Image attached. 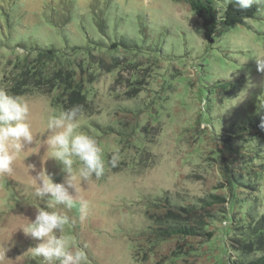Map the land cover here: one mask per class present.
<instances>
[{
	"label": "rangeland",
	"instance_id": "obj_1",
	"mask_svg": "<svg viewBox=\"0 0 264 264\" xmlns=\"http://www.w3.org/2000/svg\"><path fill=\"white\" fill-rule=\"evenodd\" d=\"M7 1L0 0L1 5L8 6ZM43 1L46 0L22 1L23 10L28 11L25 23L42 25L37 32L41 41L61 44L62 37L56 28L48 25L45 17L37 16V12L43 15L38 10ZM88 1L91 0H77L70 10H75L76 15L85 14ZM215 1L223 7L224 0ZM77 21L71 20L63 29L75 42L84 38ZM108 21L112 40H119L120 33L136 35L140 47L128 53L118 47L114 57L96 59L90 64L95 75L88 83L91 85L88 98L92 99L94 112H83L81 127L86 129L80 130L94 137L102 148L105 171L81 183L77 178L71 206L50 207L51 198L34 195L25 165L34 164L37 171L43 167L55 182H62L66 173L54 158L43 160L47 146L41 144L37 153L24 158L25 165L17 164L12 177H0V237H5L15 224L34 219L36 212L44 208L67 218L63 234L71 237L73 247L83 252V264H153L152 254L156 251L151 250L146 263L139 262L142 259L134 254L133 242L128 239V235L147 223L143 212L148 195L168 193L172 199L184 201L220 192V184L225 183L221 169L234 157L225 153L227 148L217 138L223 132L219 131L221 123H226L225 118L237 120L250 102H263L264 72L257 70L256 58L264 56V4L259 5L256 17L221 31L210 44L203 36L201 20L183 0H113L108 7ZM142 28L147 38L140 32ZM6 29L2 20L0 87L5 89L14 66L25 54L12 44L19 37L11 35L4 39ZM93 31L92 36H100L97 30ZM143 45L158 50L150 52ZM92 53L91 58H95L97 53ZM107 61L109 64L101 70L96 68ZM228 79H233L230 86H214L215 82L219 85ZM54 95L46 89H27L17 95L28 99L34 128H42L49 115L63 111L53 103ZM123 107L142 108L140 125L133 136L126 140L93 133L91 120L119 128L116 111ZM223 136L232 144L252 142L259 152L251 156L264 163V133L224 132ZM39 138L43 140L44 136ZM213 139L222 149L214 145ZM117 147L120 160L113 167L110 160ZM249 157L244 154L235 162L244 166V158ZM259 172L258 189L254 193L264 202V165ZM81 197L88 202L84 220L80 219ZM215 239L219 241L210 240L206 249L195 251L196 264H211L215 257L210 256H216L217 260L222 257L220 240L225 241L226 237ZM0 243L9 249L6 255L12 259L11 264H44L41 258L28 256L27 250L37 241L22 230L14 232L11 240Z\"/></svg>",
	"mask_w": 264,
	"mask_h": 264
},
{
	"label": "trees",
	"instance_id": "obj_2",
	"mask_svg": "<svg viewBox=\"0 0 264 264\" xmlns=\"http://www.w3.org/2000/svg\"><path fill=\"white\" fill-rule=\"evenodd\" d=\"M22 1L8 0V6L1 5L0 2L2 20L7 28L6 32L3 31V37L5 40L11 35L19 37L17 43L12 44L16 49L25 52L17 61L11 75L7 76V91L17 96L27 89H46L49 93H55L52 101L62 110L79 104L83 106V112L92 114L94 104L92 99L88 98V91L91 89L88 83L95 74L94 67L90 64L96 59L109 60V56L114 57L118 47H122L121 50L125 53L138 50L140 43L136 40V35L126 36L120 33L119 40L111 39L108 7L113 0L104 3L97 0L88 1L86 13L79 15H76L75 10H70L73 4L77 5V0H46L38 9L43 15L36 11L37 16L45 17L46 23L55 27L61 35L62 41L61 44L41 41L37 32L42 25L25 23L24 17L28 11L23 10ZM183 1L201 20L203 36L208 44L218 38L221 31L245 24L247 19L256 17L259 9V5H254L242 11L233 4H228L226 10H223L215 0ZM73 19H78L77 23L84 34L82 41L75 42L68 33H63L64 27ZM93 29L97 30L100 36H92ZM140 32L144 33V28L140 29ZM145 37L147 38L146 33ZM105 43L107 47H104ZM153 47L143 45V49L157 52L158 49ZM92 51L97 53L94 54L95 58H91ZM108 64L107 61L96 68L101 70L103 65ZM232 83L233 79H228L219 85L215 82L214 86L225 87L226 84L230 86ZM246 110L237 120L225 118L226 123L222 122L219 129L223 132L219 133L217 138L222 139L224 147L227 148L225 153L234 155L229 163L224 162L221 169L225 183L220 184V192H211L206 197L184 201L172 199L168 193L148 195L143 212L147 223L128 235V239L133 242L134 254L139 260L142 259L139 262L146 263L151 250H155V254H152L153 264H196L195 251L206 249V242H217L219 240L215 238L224 236L226 240H220L223 244L222 257L217 260L216 256H210L209 258L215 257L211 264H264V202L258 200L254 193L258 189V173L264 163L251 156L252 153L259 152L252 142L232 144L223 136L224 132L234 135L242 132L251 135L264 133V99L263 102H250ZM141 111V107L120 108L116 111L119 116L118 124H121L119 128L110 123L91 120V129L99 136L110 135L128 140V136H133L134 131L139 128ZM145 126L142 125L143 128ZM81 128L86 129L85 126ZM213 143L218 149L221 148L214 139ZM244 154L250 157L244 158L245 164L240 166L235 161Z\"/></svg>",
	"mask_w": 264,
	"mask_h": 264
},
{
	"label": "clouds",
	"instance_id": "obj_3",
	"mask_svg": "<svg viewBox=\"0 0 264 264\" xmlns=\"http://www.w3.org/2000/svg\"><path fill=\"white\" fill-rule=\"evenodd\" d=\"M228 4L244 11L254 5L264 4V0H224L223 10H226ZM256 59L257 70L264 72V56ZM31 114L32 107L28 99L10 94L4 87H0V177H12L18 163H23L28 155L37 153L41 144L46 145L43 160L54 158L66 176L62 182H55L43 167L37 171L34 164L23 163L30 178V186L36 197L51 198L50 207L55 204L71 206L77 178L81 183L82 180L87 181L92 176L99 177L104 173L102 148L94 137L80 130L82 105H72L59 115H49L40 129L33 127ZM40 136H44V139L41 140ZM119 160L117 147L110 163L115 167ZM77 161L79 167L74 168ZM87 212L88 202L81 197V220L86 218ZM66 223L67 218L59 212L41 208L34 219L27 218L26 224L10 227L8 234L0 237V242L11 240L12 234L19 229L37 241L34 247L27 250L30 258L39 257L44 264H83V252L73 247L71 237L63 234ZM8 250L0 243V264H11L12 259L6 255Z\"/></svg>",
	"mask_w": 264,
	"mask_h": 264
}]
</instances>
